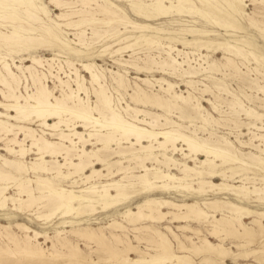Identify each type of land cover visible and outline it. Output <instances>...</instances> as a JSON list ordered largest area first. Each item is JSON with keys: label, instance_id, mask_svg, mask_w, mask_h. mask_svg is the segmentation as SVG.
Segmentation results:
<instances>
[{"label": "rangeland", "instance_id": "1", "mask_svg": "<svg viewBox=\"0 0 264 264\" xmlns=\"http://www.w3.org/2000/svg\"><path fill=\"white\" fill-rule=\"evenodd\" d=\"M62 1L67 4L60 6L57 0H0V33L11 38L0 36V78L10 80L18 94H32L38 86L46 85L53 95L68 105L78 103L80 97L85 105L94 108L96 116H100L96 107L108 112V107L98 102L100 82L104 94L110 99L111 108L124 118L130 120L133 108H140L153 114L146 118L142 123L144 125L154 122L157 129L171 130L174 126L169 121H177L184 125L185 129L180 128L184 133L226 148L248 164L217 167L219 172L230 171V168L240 170L234 178L218 176L206 180H212L215 184L228 182L237 186H264V138L261 136L264 135V0ZM63 13L65 15H61ZM166 62L168 65L163 70ZM5 63L11 67L14 79L7 74ZM86 64L93 68L96 80L86 70ZM183 71L197 73L191 75ZM188 81L192 82L187 84ZM168 83L173 84L169 91L166 90ZM0 88L8 90L1 82ZM175 93L181 97L175 98ZM69 94L72 96L68 97ZM149 96L152 99L160 97L163 107L142 102L149 100ZM0 100L4 101L1 94ZM168 105H173L170 111H166ZM142 114H139L140 118L144 117ZM154 114L161 116L157 118ZM64 117L69 118L70 115ZM0 120L22 125L23 128L25 126L24 129L14 128L11 132L18 133L17 138L24 147L32 148L25 156L8 151L6 146L11 144L13 134L8 135L2 130L0 172H13L18 177H26L24 173H15V169L5 164L3 159L28 166L40 162L37 148L31 143L36 139L39 142H43L44 138L60 141L59 148L69 147L68 157L79 162L75 158L82 143L74 147L67 137L61 139L60 131L46 128L37 120L21 123L7 117H0ZM58 120L52 117L47 122L52 124ZM59 127L67 129L65 123ZM78 130L89 139V129L81 126ZM194 130L196 133H193ZM70 137L78 141L76 135ZM102 146L96 138L87 141V150L100 149L105 164L98 163L97 167L88 168L80 176L63 179L51 174L31 173L30 177L45 176L60 187L78 191L90 186V183H81V178L96 168H103L104 172L109 168L117 175L112 180L96 177L93 185L119 180L124 175L117 172L121 166L132 167L133 172L129 175L145 172L141 171L138 160L134 159L147 154L138 145L113 142L110 151H103ZM13 147L19 149L20 145L13 144ZM163 152L157 150L153 154L158 155L161 162L153 158L146 160L149 175L152 176L159 168L163 172L171 171L181 176L177 169L168 171ZM166 154L191 166L201 167L199 169L205 170L207 167L200 162L207 158L206 155L199 154L200 160L195 162L183 157L181 151L170 150ZM43 161L52 167L64 163L65 159L62 155H47ZM62 170L68 171L67 166H63ZM247 177L260 179L250 183ZM193 182L198 186L197 180ZM32 185L31 188L36 187L35 183ZM15 190L11 187L7 194L17 196ZM133 194L136 196L119 209L91 211L86 208L87 212L78 215L79 204L76 202L77 210L71 215L62 217L59 211L50 219L37 217L39 213L49 211L51 205L45 207V203L51 200L49 197L36 201L29 208H20L17 201L7 200L6 204L0 206V247L6 250H0V264H115L118 255L120 258L127 255L138 258L155 256L159 252L165 256H188L195 264H208L212 262L211 258L215 259V255L202 250L205 236L212 243H223L229 248L226 257L228 264H264V250L255 251L264 238V228L253 236L241 234L238 230L222 231L218 236L210 231V220L214 217H208L207 221L191 220L186 223L171 216L160 222L146 219L129 222L122 216L129 208L137 211V207L151 197L177 203L210 201L222 205L223 201H232L253 211L244 221L257 229L254 225L257 218L255 213L264 211V203L255 197L239 198L228 192H208L207 195L198 196L177 189H155L148 196L141 192L140 187ZM164 209L168 210L167 207ZM218 210L216 215L221 218L227 207ZM115 221L126 227L114 225ZM261 221L264 222V218ZM19 225L29 227L31 231L17 227ZM155 229L163 232L170 242L166 252L160 246V235L155 233ZM8 233L20 242L28 233L32 237L29 247H40L59 254L54 258L21 253V246L15 245ZM112 256H115L114 259ZM206 256H209V260H205ZM91 258L95 262H91ZM213 264L218 262L213 261Z\"/></svg>", "mask_w": 264, "mask_h": 264}, {"label": "bare ground", "instance_id": "2", "mask_svg": "<svg viewBox=\"0 0 264 264\" xmlns=\"http://www.w3.org/2000/svg\"><path fill=\"white\" fill-rule=\"evenodd\" d=\"M57 1L58 2L56 3L60 6L62 4H67L62 0ZM61 15L65 14L63 13ZM0 36L10 38V36L7 34L2 35L0 33ZM35 60L37 62L40 61L37 59ZM167 65L168 63L166 62L163 70L166 69ZM4 67L5 69H7V74H9L10 77L14 79L15 75L12 72L9 64L5 63ZM85 68L88 72L91 73L93 79L96 80L93 68L88 64L85 65ZM183 72L184 74L191 75L197 73L196 71ZM0 82L8 89L4 90L0 88V94L4 97V101L0 100V117H7L19 123L37 120L40 121V124L46 128L60 131L61 139H65V137H67L70 144H73L74 147L78 143H82V147L77 149V158H75L79 159V162H74L72 158L68 157L70 151L69 147L59 148L58 144H60V141H52L47 138H44L43 142H39L37 139L31 142L32 145L37 148V154L40 155V162H31L32 164L28 166L21 162L9 160L8 158L3 159L5 164L15 169V173H24L27 176L18 177L13 172H0V206L6 204L7 200H11L13 202L17 201L20 208H29L34 203H37L36 201L49 197L51 199L50 202L45 203L46 205L44 204L45 207L51 205V207L49 206L50 209L48 208L49 211L43 214L39 213L37 217L41 219H50L59 211L60 213H62V217H64L66 215H71L75 210H77V208L78 210L76 211V213H78V215H81L82 213H85L84 211H86V208L91 211H109L113 208L119 209L121 205L127 204V202H129L133 197L136 196L135 194H133V192H136L138 187H140L141 192L145 194L151 193L155 189H160L163 191H170L172 189H177L178 191L184 190L193 192L198 196H203L205 194L207 195L208 192H212L213 194L228 192L230 194L236 195L239 198H246L249 196L255 197L257 201L264 203V186L261 187L257 186L256 184H254L253 186H247L246 184L237 186L233 183L228 182L215 184L212 180H206V178H214L218 176H227L228 178H234V176L238 174L240 168H230L229 170L231 171V174L227 175V173L230 171L225 170L219 172L217 170V167L229 164H246L240 159L238 155L232 153L226 148H222L219 145L209 143V141L206 139L195 138L190 134L184 133L181 130L185 129L184 125L177 121H169L174 126V128H172L171 130L157 129L155 128V124H153L154 122L148 126L144 125L142 123L146 120V118L148 116L152 117L153 114L152 112L150 113L149 111L140 108H133L134 112L130 120L124 118L121 114L111 108L110 99L104 94L100 82L99 87H101V90L97 92L98 102L100 103V105L108 107V112L96 107L100 116H96L94 114V108L85 105L80 97H78V103H75L74 105H68L67 102H65L63 99H60L53 95V93L45 87L46 85L38 86L34 93L31 92L32 94L26 93L27 95H24L22 93L18 94L13 88L11 81L6 77L0 78ZM191 82L192 81H188L187 84H190ZM172 86V83H168V87L166 88V90L169 91ZM71 94H73V91H71ZM67 96L71 97L72 95L69 94ZM174 97L179 98L181 97V95H177L175 93ZM142 102H150L154 105H157L158 107H163L164 105L161 102V98L158 96L154 99L150 97L149 100H143ZM172 106L173 105H168L166 111H170L171 108H173ZM179 108L181 109V107ZM140 113H143V118H140ZM64 115H70V117L65 118ZM154 115L157 116V118L161 116L156 114ZM52 117L58 118L59 120L52 124L48 123L47 120ZM179 117L182 118L183 115ZM76 121H79L81 123L77 124ZM61 123H65L67 129H61L59 127ZM69 123L71 125H69ZM81 126L85 127L86 130H90L87 134L89 136V139L86 137V134L84 132H80L78 130V128ZM14 128L22 129L23 126L0 120V132L3 130V133H8V135H10L12 133L11 131H13ZM65 130H73L74 132L65 133ZM104 130L106 131L105 133H103ZM193 133H196V130H194ZM12 134L13 137L10 139L11 144L6 146L7 150L10 152L18 153V155L20 156H25L32 148H26L21 144L20 140L17 138L18 133ZM71 135H76L78 141H75L73 138H71ZM261 136L264 138V135ZM93 138H96L97 142H100V144L103 145V151H110L112 148L111 144L113 142L118 145L123 143H129L131 144V146L138 145L141 148V151L146 152L147 154L144 157L136 156L134 157V159L138 160L139 165L141 166V171L145 172L137 175H129V173L133 172L131 171L132 167L129 165L121 166L119 169H117V172L124 175L119 180L93 185L92 182L96 177H107L112 180L117 175L116 171H113L109 168L107 172H104L103 170L105 169L103 168H96L92 170L91 174L89 173V175L81 178V183H90V186H87L86 188L80 189L78 191L60 187L58 184L56 185L50 178L45 176L38 175L34 178L30 177L31 173H35L51 174L55 178L73 179L77 176H80L82 173L87 172L88 168L97 167L96 165L98 163L104 165L105 159L103 158V155L100 154V149L88 151L86 148L87 141L92 140ZM145 142L149 143L145 144ZM180 142L182 143L181 146H179ZM226 143H228V141ZM240 143L244 144L245 142L240 141ZM13 144L20 145V148L15 149V147H13ZM157 150L164 151L162 155L164 156V162L168 165V171L177 169L179 172H181V176L173 174L171 171L163 172L159 168L156 169L152 176L149 175L148 171L150 170V168L146 164V160L149 158H153L155 159V161L161 162V160H158L157 158L158 155H153L155 152H157ZM170 150L173 152L181 151L183 157L190 158L191 161L195 162L197 160H200L198 157L199 154L206 155L207 158L205 160H200V162L201 165H207V167L205 170L199 169L201 167H198L197 165L191 166L186 162L177 160L173 156L170 157L166 154V152ZM47 155H62L64 156L65 162L50 167L45 163V161H43ZM217 161H220V163H217ZM65 165L67 166L68 171L62 170L63 166ZM257 179L260 178L247 177V180H249L250 183L253 182V180L256 181ZM262 179H264V177ZM195 180H197L198 186L195 185L196 182H193ZM126 181L128 183H126ZM34 183L36 184V187L31 188V186H33L32 184ZM11 187L16 189L15 193L17 194V196L7 194V190H9ZM84 193L87 194L85 195ZM94 195L95 197H92ZM25 196L27 197L25 198ZM148 196H151V194H148ZM76 202H78L79 204V207L77 208L75 206ZM221 204L222 205H220L218 202L210 201L177 203L168 199H155L151 197L147 199L144 204L139 205L137 207V211L131 210V208H129L125 213H123L122 216L129 222H136L139 219L160 222L165 218L171 216L181 221H186V223L191 220L197 222L202 220L207 221L208 217H214L213 220H210V223L212 224V229H210V231L214 235H218L222 231L238 230L241 234L253 236L259 229L264 228V222L261 221L262 218H264V211L255 213V216L257 218H255L254 220V225L258 227L256 229L254 228V226H248L244 221V218H249L251 216V214L253 213L252 210L244 208L243 206H240L232 201H223ZM165 207L168 208L167 211L164 209ZM223 207H227V211L222 213L221 218H218L216 212L219 211L218 209H223ZM113 224L118 227H126L118 221H115ZM17 227H20L27 232L31 231L27 226L19 225ZM3 228L7 229V227ZM155 230V233H158V235H160V246H162L164 249L163 251L166 252L165 250L170 248V242L163 232L157 229ZM172 232L174 233L173 230ZM0 234H2L1 230ZM8 236L10 239H12L15 245L21 246V250L19 251L21 253L40 257H56L57 254H59L54 251L42 250L40 247L39 249H33L29 247L32 237H30L28 233L25 235L21 242L17 237L12 236L11 233H8ZM203 240L205 242V247H203L202 250L205 252H213L215 255V259L211 258L212 260L210 261L212 262H207L208 264H213V261H217L218 264H228V262L226 261V257L230 252L229 248L225 247L223 243H212L206 236L203 238ZM0 250L1 252L6 251L2 247H0ZM259 250H264V238L260 240L259 249H256L255 251ZM112 257H110V259ZM114 257L112 259H114ZM106 259L110 261L109 258ZM205 260H209V256H206ZM90 261L95 262V260L92 258ZM167 262H171L172 264H195L194 261L188 259V256H180L175 254L165 256L164 253L160 252L155 256L151 255L150 257L132 258L128 255L124 258H120L119 255L118 257H115V264H165ZM236 264L240 263L236 262Z\"/></svg>", "mask_w": 264, "mask_h": 264}]
</instances>
